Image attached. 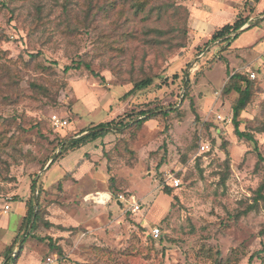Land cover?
Segmentation results:
<instances>
[{
    "label": "rangeland",
    "instance_id": "rangeland-1",
    "mask_svg": "<svg viewBox=\"0 0 264 264\" xmlns=\"http://www.w3.org/2000/svg\"><path fill=\"white\" fill-rule=\"evenodd\" d=\"M211 1L148 0L135 12L132 0H0V264L12 254L7 264L52 254L56 264H264L262 204L246 211L264 172V0L226 1L219 23L240 11L250 27L229 48L192 26ZM78 59L99 76L63 72ZM232 73L259 87L237 118L257 149L234 133L237 93H222ZM140 111L158 115L136 125ZM108 121L117 129L84 154L88 166L58 182L85 149L45 168L57 142ZM169 174L180 185L166 194ZM29 203L39 221L23 241Z\"/></svg>",
    "mask_w": 264,
    "mask_h": 264
},
{
    "label": "trees",
    "instance_id": "trees-1",
    "mask_svg": "<svg viewBox=\"0 0 264 264\" xmlns=\"http://www.w3.org/2000/svg\"><path fill=\"white\" fill-rule=\"evenodd\" d=\"M148 0H132L131 2V7L134 8V11L137 12L139 10L143 9V5L147 2ZM246 6V3L245 5ZM252 11V7H249V12ZM249 20V15H245L242 16V14L239 12H237L236 14V18L234 20V22H232L231 24H225L223 26H221L219 29H217L216 31H214V33L212 34V36L210 37V39L208 40V42L211 41H215L218 38L227 36L230 33L236 32L238 29H240V27H242L244 24H246ZM250 28V27H248ZM238 33H236L234 36L231 37H225L224 38V42L226 43V47L225 48H229L230 44H231V40L236 38ZM37 66L39 68L43 67V65L41 66L40 64H37ZM82 68H85L91 75L93 76H99L97 73H95L90 67L88 63H85L84 61L78 59V60H73L70 64H66L63 67V72L67 73L69 70H80ZM151 82L150 78H146L142 81H139L137 83H135L134 88L132 90H136V89H142L144 87H146L147 85H149ZM258 85L257 82L255 80L249 79L245 74L243 73H232L229 75L228 80L226 81V83L224 84L223 88H222V93L224 94H229L230 92H235L237 93V96L231 101V111H232V117H231V122L233 124L234 127V133L236 136L240 137V138H245L248 141H251L255 147V149H257V143H256V139L253 137L252 133L249 132H245L242 131L238 128V116L240 115L241 111H243L245 109V107L247 106V104L250 102V99L253 95V93L255 91H257L258 89ZM129 91V92H132ZM173 111V110H168V111H164L161 112V114L163 116H168V114ZM139 115L142 116L140 119H138L136 122V125L154 118L155 116H157L158 114L153 112V111H140ZM117 129V127L115 125H111V121L108 122H101L98 123L97 125L91 126L88 129H82L80 130L78 133H76V135L70 139H68L65 143H63V140H59L57 143L58 145L61 143H63V146L61 147V153H63V150H73L76 149L78 147H80L82 144H85L86 142H90L100 136H103L105 133L109 132V129ZM96 129V130H95ZM257 131H264V122H262L260 124V126L256 129ZM88 131L86 134H82L81 133ZM79 135V136H77ZM77 136V137H76ZM257 157H258V162H264V157L262 156V154L257 150ZM55 161V159L52 161V163ZM162 161L164 162V159H162ZM51 163V164H52ZM51 164L47 167L49 168L51 166ZM258 165V163H257ZM256 165V166H257ZM68 176V173H64V175L62 176V178H60L58 180V182L61 181V179L65 178ZM111 179V178H110ZM163 183V182H162ZM109 185V189L110 187H112L111 183L108 184ZM31 190L33 191L35 189V182L31 183L30 186ZM171 188L172 186L170 185V187L167 185V183L165 182L164 184V192L166 194H170L171 193ZM114 192V189H113ZM38 193V192H37ZM114 195L116 196V194L114 193ZM113 197L116 198L117 197ZM259 203L262 204L263 210H264V172L262 175V179L260 184L258 185V187L255 190V196L253 198V203L247 206V210H251L253 208H255ZM34 207L32 204L29 203L27 209H26V213L23 217V224H24V232L26 231V228L30 222V218L31 216L34 214ZM38 210V209H37ZM38 218L36 216V214L34 215V221L31 227V230L29 232V234H33L34 230L36 229L37 225H38ZM18 238V234H16L12 239H11V243L8 244L7 246H5L1 253L4 255V257H7V255L11 252V250H13V247L15 246V243H17ZM26 240V237L23 239V241ZM262 250H264V247L262 248ZM18 255H12L10 257L7 258L5 264H7L9 261H15L16 257ZM260 264H262V261L260 262Z\"/></svg>",
    "mask_w": 264,
    "mask_h": 264
},
{
    "label": "crops",
    "instance_id": "crops-1",
    "mask_svg": "<svg viewBox=\"0 0 264 264\" xmlns=\"http://www.w3.org/2000/svg\"><path fill=\"white\" fill-rule=\"evenodd\" d=\"M226 1L227 0H215V1H211L209 3V7L211 9L210 12L209 11H205L203 9H199V10L197 9V12L195 13V18H194L195 21H193V23H192L193 25L192 26L195 28L198 36H200V38H202L203 40L206 41V40L210 39V37L212 36V34L214 33V31H216L217 29H219L218 27H221V26H223L225 24H229L227 21L224 22V23H219L222 20V16L219 15V14H221V11H222V9L225 8V5H228V4H226ZM226 11H229L228 13H230V14L232 13L231 12L232 11L231 9H227ZM212 13H214V14H212ZM234 15H233V17H234ZM223 21H225V20H223ZM255 40H253V41L255 42ZM253 41L249 42L248 44H245L244 46H247L249 44H253L254 43ZM105 137H107V133L104 134L103 136H100V137H98V138H96V139L88 142L87 144H84L83 146H80L81 149H85V150H82L81 151V154L77 157V161L75 162V164L73 165L72 168L71 167L68 168V166H67L68 163L65 164V168L64 169L66 171H64V173L67 172L68 175L71 173V177L76 180L77 179V176L80 174V172H82L81 170L83 168H85V167L88 166V160L87 159H84V154L85 153H88L89 152L88 151L89 148L95 147V145H97L98 142L102 141L103 138H105ZM68 154L61 160V162H63V160L66 157L69 156ZM92 156H94V155H92ZM64 173H63V175H64ZM60 178H62V177H60ZM97 193H102V192H97ZM97 193H95V194H97ZM103 193H106V192H103ZM117 201H119V200H116V202ZM18 202L21 204V207L22 208H25L24 207V202H20V201H18ZM24 215L25 214H24V211H23L22 217H24ZM5 217H6V213H5L4 218Z\"/></svg>",
    "mask_w": 264,
    "mask_h": 264
},
{
    "label": "built area",
    "instance_id": "built-area-1",
    "mask_svg": "<svg viewBox=\"0 0 264 264\" xmlns=\"http://www.w3.org/2000/svg\"><path fill=\"white\" fill-rule=\"evenodd\" d=\"M251 77H253L254 75L251 74L250 75ZM217 118L218 119H222L220 115H217ZM52 123L55 125V126H59V127H62L64 125L67 124V121L66 120H62L61 118L57 117L56 115H53L52 116ZM201 148H204V145H200ZM167 180H170V182H168L172 187H178L180 185V179L176 176H173V175H168V178L166 179ZM97 193V192H96ZM92 198H94V200L98 203H102V204H105L107 201L110 200V195L108 193H97L95 194L94 196L90 195ZM132 210H136L138 209V205L135 204V203H132ZM5 209H8V205L5 206ZM151 235L152 236H157L158 235V229L157 228H153L151 229ZM57 258L54 254L52 255H49L46 257L45 259V264H56L57 262Z\"/></svg>",
    "mask_w": 264,
    "mask_h": 264
},
{
    "label": "water",
    "instance_id": "water-1",
    "mask_svg": "<svg viewBox=\"0 0 264 264\" xmlns=\"http://www.w3.org/2000/svg\"><path fill=\"white\" fill-rule=\"evenodd\" d=\"M264 16V14L261 16V17H263ZM249 27V24H244L242 27H240V29H238L236 32H233V33H230V34H228L227 36H224V37H221V38H218V39H216L215 41H213V42H217V41H219V40H222V39H224L225 37H231V36H234L236 33H238V32H241V31H243V30H245V29H247ZM96 130V129H95ZM88 131H85V132H83V133H81L80 135H82V134H86ZM77 136H79V135H77ZM76 136V137H77ZM63 146V143H62V145L60 146V148L57 150V152H56V154L48 161V163H47V165L45 166V168H47L51 163H52V161L55 159V157L58 155V153L61 151V147ZM33 221H34V214L31 216V218H30V222H29V224H28V227H27V229H26V231H25V234H24V236L22 237V240L25 238V236H26V234L30 231V229H31V227H32V224H33ZM12 254V253H11ZM12 255H14V254H12ZM10 257V256H9ZM5 262H6V260H4L1 264H5Z\"/></svg>",
    "mask_w": 264,
    "mask_h": 264
},
{
    "label": "bare ground",
    "instance_id": "bare-ground-1",
    "mask_svg": "<svg viewBox=\"0 0 264 264\" xmlns=\"http://www.w3.org/2000/svg\"><path fill=\"white\" fill-rule=\"evenodd\" d=\"M100 194H102V193H100ZM91 195H93V196H94V195H95V193H93V194H91Z\"/></svg>",
    "mask_w": 264,
    "mask_h": 264
}]
</instances>
